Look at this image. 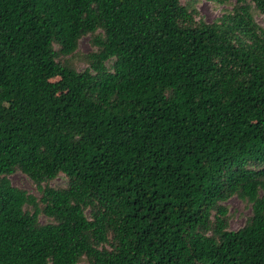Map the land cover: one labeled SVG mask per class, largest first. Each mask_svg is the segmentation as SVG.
Masks as SVG:
<instances>
[{
  "label": "trees",
  "instance_id": "1",
  "mask_svg": "<svg viewBox=\"0 0 264 264\" xmlns=\"http://www.w3.org/2000/svg\"><path fill=\"white\" fill-rule=\"evenodd\" d=\"M208 1L0 0V264H264V0Z\"/></svg>",
  "mask_w": 264,
  "mask_h": 264
},
{
  "label": "rangeland",
  "instance_id": "2",
  "mask_svg": "<svg viewBox=\"0 0 264 264\" xmlns=\"http://www.w3.org/2000/svg\"><path fill=\"white\" fill-rule=\"evenodd\" d=\"M235 0H232L234 3ZM196 8L199 12L201 18L204 19L207 23L213 22L215 19L219 18L223 13L224 10H230V6H222L216 5L208 0H199L196 3ZM255 21L259 26L264 28V17L261 15H256L254 17ZM78 50L80 53H88L91 51V46L89 45V40L87 37H83L78 44ZM78 68H82V66H78ZM10 181L13 186L26 190L31 194L37 195V191L34 185L20 173H15L10 177ZM65 185V179L59 177L55 182L52 183L54 187H61ZM225 206L228 210L229 215V230L235 231L239 229L245 222L246 218L251 214V207L250 205L240 201L236 197L229 199ZM42 222H46L45 218H41ZM79 264H86L85 262H80Z\"/></svg>",
  "mask_w": 264,
  "mask_h": 264
}]
</instances>
